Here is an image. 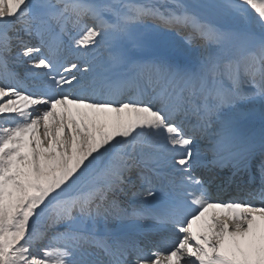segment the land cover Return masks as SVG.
<instances>
[{"label":"snow or ice","instance_id":"snow-or-ice-1","mask_svg":"<svg viewBox=\"0 0 264 264\" xmlns=\"http://www.w3.org/2000/svg\"><path fill=\"white\" fill-rule=\"evenodd\" d=\"M0 264H264V0H0Z\"/></svg>","mask_w":264,"mask_h":264},{"label":"rangeland","instance_id":"rangeland-1","mask_svg":"<svg viewBox=\"0 0 264 264\" xmlns=\"http://www.w3.org/2000/svg\"><path fill=\"white\" fill-rule=\"evenodd\" d=\"M174 41L178 43V40L177 39H174Z\"/></svg>","mask_w":264,"mask_h":264}]
</instances>
